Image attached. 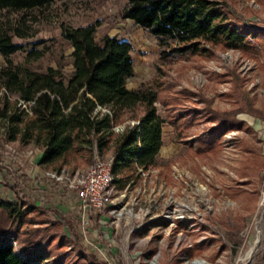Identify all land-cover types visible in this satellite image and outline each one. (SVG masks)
Returning <instances> with one entry per match:
<instances>
[{
  "label": "rangeland",
  "instance_id": "1",
  "mask_svg": "<svg viewBox=\"0 0 264 264\" xmlns=\"http://www.w3.org/2000/svg\"><path fill=\"white\" fill-rule=\"evenodd\" d=\"M223 1L235 21L264 30V0ZM124 3H52L32 24L33 36L13 41L27 50L37 41L54 42L56 52L32 66L55 67L61 60L68 73L70 49L62 50L60 25L98 22L96 39L118 35L131 45L134 74L126 81L128 88L150 82L158 63L161 95L172 109L155 103L163 120L155 165L136 169V178L123 189L112 185L114 204L82 220L66 184L83 174L93 158L87 164L74 160L78 166L71 163L56 172L39 164V147L5 141L0 124V197L16 201L15 191L20 192L45 208L48 220L63 225L60 233L70 241L63 249L69 252L64 264H71L78 248L99 264H264V38L251 51L218 45L210 46L209 56L159 60L155 38L120 16ZM25 55L12 58L21 61ZM217 115L233 116L241 125L228 128L213 149L199 153L189 141L210 131Z\"/></svg>",
  "mask_w": 264,
  "mask_h": 264
},
{
  "label": "trees",
  "instance_id": "2",
  "mask_svg": "<svg viewBox=\"0 0 264 264\" xmlns=\"http://www.w3.org/2000/svg\"><path fill=\"white\" fill-rule=\"evenodd\" d=\"M59 1L70 0H0V55L5 62L0 66L2 137L39 147V164L56 172L71 163L78 166L74 160L87 164L95 153L111 149L113 185L123 189L136 178L137 168L155 165L162 145L163 120L155 103L161 102L168 112L172 108L161 95L162 82L156 77L161 75L160 65L150 82L128 88L126 81L134 74L130 43L118 35L96 39L94 22L60 25L62 50L70 49L68 73L61 60L55 67H33L54 54L56 44L37 41L27 50L13 38L33 36L32 24ZM120 16L155 38L159 60L209 56L210 46L218 45L251 51L264 38V30L235 21L223 0H125ZM22 51L26 55L15 61L12 56ZM126 117L137 123L129 124ZM217 118L210 131L189 141L190 147L207 152L225 130L241 125L233 116ZM169 121L176 124L170 116ZM121 123L122 130L114 132L113 126ZM15 194L16 201L0 197V264H45L52 255L55 259L47 264H64L69 252L63 249L70 241L60 233L63 225L48 220L37 202ZM75 255L71 264H99L80 248Z\"/></svg>",
  "mask_w": 264,
  "mask_h": 264
},
{
  "label": "built area",
  "instance_id": "3",
  "mask_svg": "<svg viewBox=\"0 0 264 264\" xmlns=\"http://www.w3.org/2000/svg\"><path fill=\"white\" fill-rule=\"evenodd\" d=\"M98 110L107 112L102 107H98ZM134 123H137V121ZM114 128L117 131L122 130L121 128ZM112 160V155L105 157L102 154L95 153L89 168L83 174H75L68 180L66 185L74 193L75 208L82 220L87 218L90 212L99 213L107 205L113 203L111 194V186L113 185ZM137 169L142 171L141 168ZM56 179H59V177L56 176Z\"/></svg>",
  "mask_w": 264,
  "mask_h": 264
},
{
  "label": "crops",
  "instance_id": "4",
  "mask_svg": "<svg viewBox=\"0 0 264 264\" xmlns=\"http://www.w3.org/2000/svg\"><path fill=\"white\" fill-rule=\"evenodd\" d=\"M40 157H41V153H40V155L38 156V160L40 159Z\"/></svg>",
  "mask_w": 264,
  "mask_h": 264
}]
</instances>
